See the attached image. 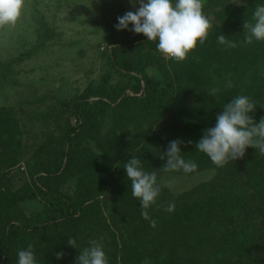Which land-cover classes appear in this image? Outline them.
<instances>
[{"label": "rangeland", "instance_id": "1", "mask_svg": "<svg viewBox=\"0 0 264 264\" xmlns=\"http://www.w3.org/2000/svg\"><path fill=\"white\" fill-rule=\"evenodd\" d=\"M258 4L264 5V0H205L203 12L212 23L205 41L223 34L237 47L225 46L212 56H204L201 48L198 54L192 51L186 60L176 62L159 53L158 41L130 31L132 24L124 30L115 27L118 17L139 8L138 2L134 8L130 0H25L17 23L0 28V241L9 234L14 241L4 264H17L18 251L29 244L37 264H75L89 240L109 241L103 227L100 231L90 221L69 226L63 236H44L20 227L15 218L30 217L45 208L42 195L48 187H40V176L47 175L52 195L93 203L89 214L97 213L102 226L111 223L113 211L120 217L127 215V199L121 196L127 195L131 185L116 166L137 131L143 137L136 144L141 148L136 157L144 171H156L161 191L187 196L217 177L216 168L205 166L191 173L164 172L167 160L161 156L170 141L186 135V125L197 119V107L208 90L216 88L215 96L226 97L229 79L241 89L260 80L256 94L264 98V41L246 44L243 29L245 20L253 22ZM119 43L128 44L119 50L120 62H133L136 70L122 68L112 58ZM193 61H197L194 70L189 68ZM152 62L163 65L175 80L173 100L160 114L148 113L143 104L146 75L159 87L166 85L161 69ZM114 98L117 101L87 124L76 127L75 102ZM159 126L163 128L156 136ZM73 135L76 142L70 154L68 139ZM183 145L182 157L191 160L194 153ZM219 191L226 195L233 189L229 185ZM32 193L36 198L18 199ZM201 220L195 230L202 237ZM112 225L114 230L123 226ZM118 235L119 242L121 237L127 241V230ZM203 235L207 242L200 256L208 264L243 263L241 253L250 242L249 235L230 236L223 222ZM69 236L76 239L78 248L68 244ZM57 252L64 253L62 259H57Z\"/></svg>", "mask_w": 264, "mask_h": 264}, {"label": "trees", "instance_id": "2", "mask_svg": "<svg viewBox=\"0 0 264 264\" xmlns=\"http://www.w3.org/2000/svg\"><path fill=\"white\" fill-rule=\"evenodd\" d=\"M211 38L213 40L211 42L198 43L193 52L198 54L201 48H204L201 51L205 53L204 56L206 54L212 56L213 52L218 54L225 45L219 44L216 36ZM238 43L242 42L238 41ZM126 45L128 44L119 43L112 50L111 56L122 68L136 70L133 62L124 63L119 60V50ZM152 64H157L161 69L166 85L159 87L155 79L146 75L144 83L147 92L143 97V104L148 113L160 114L166 111L173 100L175 80L163 65L157 62ZM196 65L197 61H193L189 68L194 70ZM260 87V80L253 81L243 89L233 86L228 88L229 93L226 97L213 96L210 95L209 90L207 91L197 107L195 114L197 119L192 124L186 125L188 127L186 135L181 140L184 142L183 147L194 153L191 160L198 166L216 168L217 177L210 182L201 183L187 196L168 194L162 190L156 203L147 210L148 220L142 217L140 202L132 196L131 188H129L127 195L121 196V199H127V215L120 217L116 211H113L111 223L108 226H102L97 213L89 214L88 209L93 203L84 204L85 202L80 203L75 199L68 200L59 195H52L48 175L40 176V187H48L42 195L45 197V208L34 212L30 217H16L15 220L20 227L31 229L44 236H63L69 230V226L86 224L89 221L94 223L100 231L103 227L104 233L110 236L109 241L104 240L103 237L101 241L109 264H208V259L204 255L200 256L207 242L203 234L223 222L228 235L233 236L236 233L249 235L250 242L245 245L241 253L240 261L244 260L242 264H264V155H261L258 149L249 147L242 159L229 161L225 166L217 167L206 154L199 152L195 147L196 142L202 138L204 130L216 125V117L222 113L224 104L238 95L248 96L255 103L256 109L249 115L258 123L264 117V98L256 94ZM117 99H81L75 102L73 109L78 117L76 127H83L96 113L104 111ZM162 128L159 126L155 129L156 136ZM164 131L161 133L164 134ZM140 135L143 137L142 134ZM140 135L138 131L135 135L132 134L129 144L123 149L125 153L118 158L120 163L117 164L116 169L123 174L127 185H131V181L127 178L123 166L141 151V148L136 146L138 140L142 139ZM166 136V134L163 135L164 138ZM68 140L71 147L70 154H73L76 136H69ZM188 141L192 143L188 144ZM229 185L233 192L223 195L219 188ZM210 187L213 189L209 190ZM208 190L211 193H208ZM33 198H36L35 193L20 196L18 199ZM171 203L175 204V209L169 213L165 211V208ZM82 205L83 208L78 214V207ZM199 218L202 219L199 226L202 237L198 230H195ZM151 219L157 221L155 228L150 226ZM119 222L123 226L114 230L112 224L118 226ZM126 230L127 241L121 237L119 242L118 232L122 233ZM13 248L14 241L10 234L3 235L0 241V264H4Z\"/></svg>", "mask_w": 264, "mask_h": 264}, {"label": "clouds", "instance_id": "3", "mask_svg": "<svg viewBox=\"0 0 264 264\" xmlns=\"http://www.w3.org/2000/svg\"><path fill=\"white\" fill-rule=\"evenodd\" d=\"M136 11H128L118 17L117 30L129 29L136 34H143L148 41H158L157 50L166 59L181 62L188 54L196 49L197 44H203L208 38L212 23L203 12L205 0H130ZM25 0H0V28L14 26L19 20ZM253 22L245 20L243 29L246 33L245 43L264 41V5H256L252 16ZM217 42L228 48L237 47V43L221 34ZM228 88L233 87L231 80L227 81ZM217 89L209 90L215 96ZM256 109L255 103L245 95H238L224 104L222 113L216 117V125L204 130L203 136L196 142V150L206 154L217 167L225 166L229 161L242 159L246 149H258L264 155V117L257 123L249 114ZM182 140L170 141L167 151L161 156L167 163L162 168L164 172L180 171L191 173L197 170V163L185 160L181 155ZM191 144L192 141H188ZM126 176L131 181V194L140 202L141 215L149 219L148 209L156 203L161 189L157 183L156 171L143 170L141 160L131 157L124 164ZM175 204L171 203L165 211L171 213ZM157 221L150 220V226L155 228ZM68 244L78 248L77 241L72 236ZM17 264H37L35 250L32 244L17 253ZM63 252H57V259H62ZM75 264H109L102 242L92 239L88 246L79 251Z\"/></svg>", "mask_w": 264, "mask_h": 264}]
</instances>
